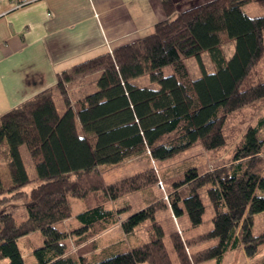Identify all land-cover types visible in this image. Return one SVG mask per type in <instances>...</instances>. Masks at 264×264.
<instances>
[{
	"label": "trees",
	"instance_id": "1",
	"mask_svg": "<svg viewBox=\"0 0 264 264\" xmlns=\"http://www.w3.org/2000/svg\"><path fill=\"white\" fill-rule=\"evenodd\" d=\"M251 1L263 15H246L242 7ZM163 6L167 18L151 34L59 76L58 86L65 87L101 72L97 91L63 114L53 93L44 91L0 116V158L8 178L3 181L0 175V260L26 264L18 242L40 232L43 245L33 251L34 264L222 263L227 253L237 251L252 264H264L256 260L264 251V232L253 233L255 216L264 212V118L239 130L230 161L205 173L192 168L164 180L169 188L165 200L153 193L160 190L161 178L151 165L104 183L101 166H117L136 154L145 153L156 163L197 142L207 151L222 149L231 138L228 123L247 112L252 121L264 106V0H213L180 13L172 0ZM230 40L235 53L226 60L220 47ZM204 51L216 71L192 79L183 58H199ZM166 67L172 69L170 76L164 75ZM144 75L158 89L132 84ZM22 146L35 168L33 180ZM137 192L145 195L147 205L120 220L129 206L117 209L114 203ZM203 195L214 213L204 231ZM20 199L26 200L25 219L18 222L3 207ZM75 200L82 203L80 212L74 211ZM163 210L176 220L186 216L189 225L167 234ZM72 217L79 226L71 232L55 227ZM116 226L119 239L104 246L113 255L90 263L88 256L103 249L100 237ZM140 226H145L147 242L127 247L125 239Z\"/></svg>",
	"mask_w": 264,
	"mask_h": 264
},
{
	"label": "crops",
	"instance_id": "2",
	"mask_svg": "<svg viewBox=\"0 0 264 264\" xmlns=\"http://www.w3.org/2000/svg\"><path fill=\"white\" fill-rule=\"evenodd\" d=\"M163 1L0 0V116L44 91L53 93L63 114L94 87L88 89L82 83L59 87V76L151 34L167 18ZM210 1L172 0L177 13ZM113 230L100 239L108 238ZM33 234L18 244L32 248ZM118 239L110 237L108 246Z\"/></svg>",
	"mask_w": 264,
	"mask_h": 264
},
{
	"label": "rangeland",
	"instance_id": "3",
	"mask_svg": "<svg viewBox=\"0 0 264 264\" xmlns=\"http://www.w3.org/2000/svg\"><path fill=\"white\" fill-rule=\"evenodd\" d=\"M242 9L247 13L246 15L250 17H260L261 15H263V11L256 1L248 2L242 7ZM220 48L222 50L224 57L226 58V60H228L235 53V41L230 40L222 44ZM183 61L192 79L201 78L203 76V71L207 73H214L216 71V66L212 61L210 53L207 51L202 52L199 58L195 56L184 57ZM171 74H172V69L170 67H166L164 69V75L170 76ZM100 75L101 72L91 73L87 75L82 80V82H80V84L81 83L84 84L88 89L94 87V90H92L91 92L93 93L97 91L96 82L100 77ZM132 84L138 87H149L151 89H158L159 87L157 84H152L148 76L146 75L134 79L132 81ZM75 85H79V84L76 83ZM58 108L60 109L61 112L63 111L61 106L59 107L58 105ZM259 118H264V106L252 121L250 119V114L247 112L246 114H242L239 117H237L235 120L229 122L228 132L231 138L227 140L224 148L219 150L207 151L202 147L200 142H197L189 149L179 153L178 155L167 161H158L155 163L154 161H151L145 153H140L128 158L123 163L117 166L103 165L100 168L104 183L107 185L115 183L126 177L139 173L151 165L153 166V168L156 169V171H159V176L161 178L159 180L160 190L154 187L155 189L153 190V193L157 195L160 194L161 196H163L165 200L167 199L166 196H168L169 188L164 183V180H167L168 178H172V179L177 178L183 175L187 170L192 168L198 169L199 173H205L215 168L216 165H220L224 162L230 161L231 158L233 157L232 146L237 138L236 136L239 135L240 133L239 130L244 129L245 132L246 127L249 125H256L258 123ZM78 127L81 133V128L79 125ZM20 154L24 166L26 168L28 177L33 180L36 177L35 168L32 163L30 154L25 146H22L20 148ZM0 175L3 181H7L8 179L7 171L5 167V162L2 158H0ZM34 186L35 185L32 184L26 189L28 190ZM202 199L206 207V212L204 215V223L201 228L202 231H204L203 227L204 228L211 227L212 225L211 219L214 213L212 206L208 200V197L206 195H203ZM147 201L144 194H142L141 192H137L119 199L117 202L114 203L113 206L117 209L129 206V208L124 210L122 216L120 217V220H123L124 218L144 208L145 205H147L146 204ZM25 203H26L25 199H20L19 201L8 203V205H5L3 207V210L5 212L13 213L16 220L18 222H21L22 220L25 219V211H24ZM80 208H82V203L78 200H75L74 211H79ZM160 215L161 217H163V226L167 234H169L171 231H174V229H177L179 230V232H181L180 230L182 228H186V226L189 225L188 218L186 216H182L178 218V220H176L167 210H163ZM75 224H78L77 221L74 218H71L66 222L64 221L58 223L57 225H55V227L60 231H67L72 227L76 228L77 226ZM113 229H111L113 231L110 234V236L108 238L103 239L99 244L100 250L103 248L102 251L101 252L97 251L94 255L92 254L88 256L90 263H95L100 259H104L110 255H113L109 252H104V246L108 242L110 237L114 239L121 235V229L119 228V226L113 227ZM263 232H264V212L255 216L254 227H253L254 235L257 236L262 234ZM30 239L32 240L33 243L32 248H26L22 242L18 244L26 264L35 263L33 250L43 245V237L40 234V232H35L33 235L30 236ZM125 240L127 247L128 246L132 247L133 246L132 243H134L135 241L136 242L134 243V245L147 242L145 226H140L139 228H137L135 236H132L129 240L127 239ZM66 242L70 243V240H66ZM213 244H215V241L199 245L196 248V250L206 248ZM263 259H264V251L262 254L257 256L256 260L262 261ZM249 262H254V261L248 259L243 253V251H237V252L227 253L222 263H218V261L216 260H209L201 264H248ZM0 264H8V259L0 260Z\"/></svg>",
	"mask_w": 264,
	"mask_h": 264
},
{
	"label": "built area",
	"instance_id": "4",
	"mask_svg": "<svg viewBox=\"0 0 264 264\" xmlns=\"http://www.w3.org/2000/svg\"><path fill=\"white\" fill-rule=\"evenodd\" d=\"M110 53L112 54V51H110Z\"/></svg>",
	"mask_w": 264,
	"mask_h": 264
}]
</instances>
